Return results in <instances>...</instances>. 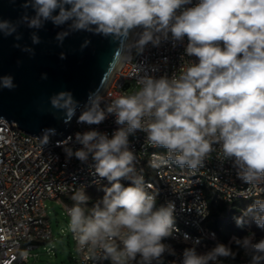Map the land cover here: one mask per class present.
<instances>
[{
	"label": "clouds",
	"instance_id": "clouds-1",
	"mask_svg": "<svg viewBox=\"0 0 264 264\" xmlns=\"http://www.w3.org/2000/svg\"><path fill=\"white\" fill-rule=\"evenodd\" d=\"M189 4L191 0H25L22 7L32 9L33 15L25 11L16 21L0 19V34L16 41L23 38L18 31L21 25L40 30L49 21L68 25L56 35L61 46L67 36L79 31L111 37L119 42L122 61L132 58L133 49L140 54L149 43L158 47L171 33L173 41L187 37L186 54L198 58L178 76H139V91L115 97L106 109L101 108L99 89L89 93L78 122L100 124L107 114H115L116 123L123 127L112 138L95 130L78 132L75 139L83 148L75 152L65 148L68 157L81 161L91 155L95 172L112 182L93 207H87L89 197L83 187L73 190V204L66 206L68 230L86 259L95 258L98 249L112 264H152L165 252L175 255L162 243L178 231L175 204L157 208L156 195L145 190L142 170L137 172L136 156L128 148V136L136 130L146 132L148 145L167 149L166 155L152 154V169L175 164L195 175L215 150L213 145L219 144L218 156L234 159L240 179L250 186L264 185V0H199L193 7H184ZM136 28L142 31L129 42ZM30 39L32 44L41 43L36 31ZM90 43L86 39L81 50ZM13 47L35 55L27 45ZM60 58H65L63 53ZM139 71L137 67L138 75ZM41 79H47V74ZM2 88H17L12 75L0 76ZM49 103L68 118L79 106L70 91L53 94ZM50 134L55 130H44V143ZM121 178L131 180V186L124 187ZM244 215L264 229V199H256ZM236 223L242 224V218H236ZM233 240L250 256L251 264H264V239L256 242L252 234ZM235 255L225 244L205 254H198L193 246L183 251L180 264H217L218 258ZM20 256L27 260L28 251Z\"/></svg>",
	"mask_w": 264,
	"mask_h": 264
},
{
	"label": "built area",
	"instance_id": "built-area-1",
	"mask_svg": "<svg viewBox=\"0 0 264 264\" xmlns=\"http://www.w3.org/2000/svg\"><path fill=\"white\" fill-rule=\"evenodd\" d=\"M198 3L199 0H191V4L184 7H193ZM187 43V37L183 41H173L169 33V39L162 40L158 47L149 43L140 54L133 49L132 58L122 62L101 94V108L106 109L107 104L119 95L133 94L128 91L132 85L135 92L139 91V76L171 78L174 74L178 76L189 63H198V58L186 54ZM82 111L66 137L49 135L46 143L43 137L38 138L21 130L15 122L10 125L5 118L0 119V262L3 264L27 262L32 255L31 249L52 239L46 199L66 200L73 195V190L81 187L86 192L112 183L95 172L91 155L87 161H81L74 155L68 157L65 148H71L73 152L83 148L75 139L78 132L95 130L112 138L123 126L116 123L115 114H107L100 124L79 123ZM128 141L129 150L136 156L135 168L137 172L142 170L145 190L156 195V207L168 202L175 204L174 223L178 231L162 240L175 251V255L165 252L152 264H180L183 251L193 246L198 254L207 253L217 244H225L232 249L235 236L225 239L210 225L211 202L232 203L261 197L264 196V185L250 186L240 179L234 159L218 156L219 144L213 145L215 150L203 167L192 175L187 168L181 169L175 164L158 170L149 167L152 154L166 155L167 149L148 145L146 132L136 130L129 134ZM120 183L128 187L132 182L121 178ZM242 192H245L244 195H240ZM68 201L66 206L70 207L73 203ZM197 240L198 244L195 243ZM25 250L28 251L27 260L20 256ZM78 253L81 264H112L111 259L105 258L99 249L93 259H86V253ZM229 258L220 257L217 264H228ZM239 264H251V259H242Z\"/></svg>",
	"mask_w": 264,
	"mask_h": 264
},
{
	"label": "water",
	"instance_id": "water-1",
	"mask_svg": "<svg viewBox=\"0 0 264 264\" xmlns=\"http://www.w3.org/2000/svg\"><path fill=\"white\" fill-rule=\"evenodd\" d=\"M24 2L0 0V19L16 21L25 11L33 15L32 9L22 7ZM67 27V24L55 26L50 21L40 30L21 25L18 31L23 38L20 41L0 34V76L12 75L17 85L11 91L0 89V118H5L10 125L15 122L21 130L38 138L44 136L45 129H54L55 134L50 135L55 138L66 137L77 115L85 109L89 93L99 89L102 94L123 62L119 42L111 37L79 31L71 33L62 46L59 45L56 35ZM136 30L130 32L129 42ZM33 31L41 38L40 44H32ZM86 39L91 43L81 50ZM15 43L33 48L35 55L30 57L13 47ZM61 53L64 59L60 58ZM42 74H47V79H41ZM61 91H70L79 102L71 118L49 103V97Z\"/></svg>",
	"mask_w": 264,
	"mask_h": 264
},
{
	"label": "rangeland",
	"instance_id": "rangeland-1",
	"mask_svg": "<svg viewBox=\"0 0 264 264\" xmlns=\"http://www.w3.org/2000/svg\"><path fill=\"white\" fill-rule=\"evenodd\" d=\"M130 93L135 92V86L132 85L129 90ZM26 133L24 132L23 135ZM105 187H111V183L94 187L86 191L89 197L87 207L94 206L98 201H101ZM256 199H264V196L257 197L252 201L240 200L239 203L231 205L222 201H214V206H226V210L218 211L221 218L220 230L228 233L225 225H231L232 230L228 233L229 239L234 237L242 240L243 238L254 234L255 241L258 242L260 239H264V229L259 228L252 220L250 215H244L245 210L252 205ZM68 199H51L45 200L49 221L52 228V239L44 242L30 250L32 255L29 260L25 263L20 264H81L79 262V253L76 247V242L73 239L72 233L68 230L69 217L66 210V202ZM234 208V211H230ZM236 218H242V224L236 223ZM213 218H211L212 221ZM232 251L239 256V260L251 259L250 256L245 254L243 248L235 244ZM19 264V263H18Z\"/></svg>",
	"mask_w": 264,
	"mask_h": 264
},
{
	"label": "trees",
	"instance_id": "trees-1",
	"mask_svg": "<svg viewBox=\"0 0 264 264\" xmlns=\"http://www.w3.org/2000/svg\"><path fill=\"white\" fill-rule=\"evenodd\" d=\"M253 199H255V198H253ZM253 199H248L247 201H252ZM239 201L240 200L234 201V202H232L230 204L234 205V204L239 203ZM226 208H227L226 206H216L215 207L214 206V201L211 202V216L210 217L213 218V219H212V221H210V225L213 228H215L216 230H218L219 234H221V236H223L225 238L228 237L227 235L232 230V226L231 225H225V228L228 230V233H226L225 231L223 232V231L220 230V224H221L222 221H221V218L219 216L218 211H221V210H224V209L226 210ZM230 211H234V208H231ZM233 246H234V244H233ZM239 261H240L239 260V256L236 254L234 259L231 258V257L229 258L228 264H239Z\"/></svg>",
	"mask_w": 264,
	"mask_h": 264
},
{
	"label": "bare ground",
	"instance_id": "bare-ground-1",
	"mask_svg": "<svg viewBox=\"0 0 264 264\" xmlns=\"http://www.w3.org/2000/svg\"><path fill=\"white\" fill-rule=\"evenodd\" d=\"M140 30H141V28H137V30H136V32H135V34H134V36H133V38H132V41H131V42H134V41H135V39H136V37H137V33H139V32H140Z\"/></svg>",
	"mask_w": 264,
	"mask_h": 264
}]
</instances>
